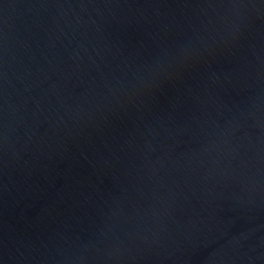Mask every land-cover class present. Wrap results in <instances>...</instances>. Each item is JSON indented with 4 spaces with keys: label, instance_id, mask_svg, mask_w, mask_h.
<instances>
[{
    "label": "water",
    "instance_id": "1",
    "mask_svg": "<svg viewBox=\"0 0 264 264\" xmlns=\"http://www.w3.org/2000/svg\"><path fill=\"white\" fill-rule=\"evenodd\" d=\"M0 264H264V0H0Z\"/></svg>",
    "mask_w": 264,
    "mask_h": 264
}]
</instances>
